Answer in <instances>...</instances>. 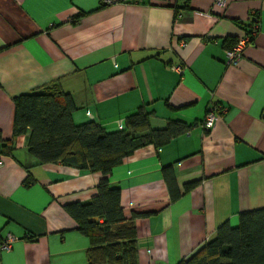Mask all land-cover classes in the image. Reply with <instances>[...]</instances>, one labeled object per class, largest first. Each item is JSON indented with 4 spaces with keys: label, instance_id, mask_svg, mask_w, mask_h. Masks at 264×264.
Segmentation results:
<instances>
[{
    "label": "crops",
    "instance_id": "0c3cea01",
    "mask_svg": "<svg viewBox=\"0 0 264 264\" xmlns=\"http://www.w3.org/2000/svg\"><path fill=\"white\" fill-rule=\"evenodd\" d=\"M111 1L0 0V145L14 147L0 155V243L15 238L0 264H88L90 240L64 206L96 196L101 173L40 164L30 132L13 137L14 99L47 86L72 96L76 124L117 132L144 107L151 129L195 125L109 178L135 224L138 264H178L222 224L264 209V0ZM255 14L259 32L228 64ZM217 104L227 111L205 129Z\"/></svg>",
    "mask_w": 264,
    "mask_h": 264
},
{
    "label": "trees",
    "instance_id": "16d2710c",
    "mask_svg": "<svg viewBox=\"0 0 264 264\" xmlns=\"http://www.w3.org/2000/svg\"><path fill=\"white\" fill-rule=\"evenodd\" d=\"M237 42L230 41L228 48ZM14 103L13 137L30 132L28 150L40 164L61 163L102 175L96 196L64 206L90 240L88 264H138L135 224L125 218L121 189L112 187L109 178L137 150L148 145L163 147L195 125L170 122L163 130L151 129L144 107L117 132H107L94 121L76 124L75 102L58 85L18 96ZM13 150V141L0 145V155H12ZM197 184L187 185L186 190ZM178 264H264V209L242 212L237 227L222 224L214 240Z\"/></svg>",
    "mask_w": 264,
    "mask_h": 264
},
{
    "label": "built area",
    "instance_id": "2783aa9c",
    "mask_svg": "<svg viewBox=\"0 0 264 264\" xmlns=\"http://www.w3.org/2000/svg\"><path fill=\"white\" fill-rule=\"evenodd\" d=\"M139 1H142V0H136V2H139ZM104 2L106 4L112 3L111 0H104ZM226 3H227V0H216V4L219 5L220 7H225ZM259 30H260V19L255 14L253 15L252 30H250V32H248L245 37L241 38L233 48L227 50L228 64L236 65L239 62V60L242 58L244 54L245 48L249 44H251L253 38L257 35ZM175 70L179 74H182L184 72V68L182 66L175 67ZM226 111L227 109H225L224 107L218 104L211 106L207 112V116L204 122V128L208 130L212 129L217 121L219 113L226 112ZM119 128L123 129V125L120 124ZM1 165H2V161L0 160V166ZM14 240L15 238L13 236H8L5 241H2L0 243V249L4 251H10L12 249V244Z\"/></svg>",
    "mask_w": 264,
    "mask_h": 264
}]
</instances>
